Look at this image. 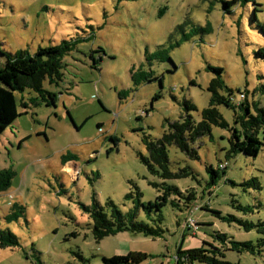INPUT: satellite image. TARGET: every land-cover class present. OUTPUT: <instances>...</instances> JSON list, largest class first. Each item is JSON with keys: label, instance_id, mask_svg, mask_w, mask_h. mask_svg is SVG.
Listing matches in <instances>:
<instances>
[{"label": "rangeland", "instance_id": "374dc122", "mask_svg": "<svg viewBox=\"0 0 264 264\" xmlns=\"http://www.w3.org/2000/svg\"><path fill=\"white\" fill-rule=\"evenodd\" d=\"M255 1L261 12L253 22V2L229 14L219 0H0V49L5 52L34 54L64 40L77 41L65 57L64 79L59 85L44 83L58 94L57 105H36L39 95L30 89L17 92L19 111L25 114L0 139V173H16L11 188L0 192V226L20 239L18 247L0 248V264H103V257L131 251L151 255L145 264H176L179 249L196 244L192 235L183 239L180 226L190 215L170 204L163 208V237L126 231L101 242L85 207L94 206L96 198L109 213L111 199L128 212L137 205V198L130 197L136 186L144 203L156 201L154 184L164 180L142 160L149 156L145 138H161L170 123L188 113L199 122L210 105L215 78L222 77L234 91L235 102L247 90L252 100L251 93L264 86V57L259 54L264 33L257 27L264 24V0ZM208 23L210 32L183 39V31ZM179 42L170 49L174 64L147 60ZM5 64L0 55V69ZM219 68L223 73L215 70ZM151 69L158 79L135 84L133 74L139 77ZM158 93L162 97L155 100ZM256 101L264 107L263 91ZM187 102L197 110L188 111ZM219 109L234 126V111ZM230 135L229 129L214 127L213 139L204 137L193 145L194 157L169 147L171 169L179 173L189 167L196 177L168 183L197 189L199 204L213 202L214 210L191 215L206 223L200 237L207 234L224 250L227 262L264 264V234L246 229L264 223V147L257 158L240 154L228 160ZM226 162V176L210 187L207 168ZM13 211L20 217L7 223L5 217ZM139 220L150 223L143 209ZM218 233L228 235L226 243ZM233 240L260 245L255 254L226 250Z\"/></svg>", "mask_w": 264, "mask_h": 264}, {"label": "trees", "instance_id": "16d2710c", "mask_svg": "<svg viewBox=\"0 0 264 264\" xmlns=\"http://www.w3.org/2000/svg\"><path fill=\"white\" fill-rule=\"evenodd\" d=\"M227 13L233 14L236 6L244 7L250 2L255 4L252 21L258 20L257 12H261L259 5L255 0H219ZM258 29L264 33V24L258 23ZM211 31L210 24L206 27H194L190 32H184L183 39L190 40L191 37L206 34ZM77 41L64 40L59 45H52L46 48H39L34 54L29 51L17 52L16 54L5 52L0 49V55L6 58L5 67L0 69V139L5 131L13 126L16 120L25 114L20 113L16 98L17 92H24L27 89L36 92L39 97L33 100L36 105L45 104L48 107L56 106L58 94L48 91L44 87L46 81L51 84H57L64 79V69L66 67L65 57L71 54L73 47ZM180 46V42L172 45L168 49H161L147 56L150 64L154 60L168 61L173 64V59L170 56V49ZM260 55L264 57V50H260ZM175 66V65H174ZM176 68V67H175ZM221 74L223 69H215ZM135 84L142 82H152L158 77L154 75V71L143 72L139 77L137 74L132 75ZM164 78L160 80L163 81ZM211 92V101L208 108L202 112V118L199 122L195 121L193 116L188 113L182 115L181 119L170 123V129L166 131L159 139L153 140L150 137L145 138L149 156H142V160L147 164L153 174L159 175L164 181L155 183L154 186L158 189L159 195L157 200L148 204L141 200L142 192L136 186V192H132L130 197L137 198L136 206L128 212H123L120 207L111 199L106 203V208H110L107 213L105 207L102 206L95 198L94 206H86L85 209L91 213L93 220V234L97 241L101 242L106 237L117 235L122 232L131 231L140 233L147 237L159 238L163 237L166 230L163 227L164 214L163 208L170 204L173 208L180 212L189 214L190 216L184 223L180 224L184 231L183 239L187 235H192V239L196 244L190 249L184 250L181 247L176 255V264H230L226 261L225 252L218 247L214 241H209L207 234L200 237L201 230L206 223H201L196 220L191 214L200 210L212 211L213 202L209 200L199 204V196L197 189L187 188L185 190L178 186L168 183L170 180L182 179L194 175L191 168H184L179 173L171 169V161L169 158V147L177 146L183 152L190 156H198V153L193 149V145L201 138L210 137L213 139V128L229 129L231 135L229 137V147L226 149V157L228 160L237 155H245L247 157L257 158L262 148L264 141L261 139V134L264 133V107L256 101V97L260 91L264 92V86L256 88L250 99L249 91L241 93V99L235 102L233 99L234 91L231 90L222 79L215 78L209 86ZM158 93L155 100L162 96ZM27 108L29 105L24 103ZM225 106L234 111V126L225 119L220 111V107ZM188 111L197 110L191 103L187 102ZM229 163H222L218 169L210 166V187H215L219 181L226 176V170ZM16 173L12 170H6L0 173V192L7 191L12 186L13 178ZM196 176L194 175V178ZM258 189L262 186L258 179H252ZM13 208H17L15 204ZM141 209L150 220V223L140 221L139 213ZM22 213L24 208L20 207ZM215 212V211H214ZM220 217V212H215ZM19 214L15 211L5 217L7 223H12L19 219ZM223 219H228L224 218ZM194 220L195 224L191 223ZM258 228L259 232L264 234V223L247 224L246 229L250 230ZM199 237V238H198ZM218 239L223 241L229 239L227 234L218 233ZM201 238V239H200ZM264 243V240H263ZM232 246L226 250H235L239 253L257 252L259 244L252 241L248 242H231ZM20 246L19 237L9 229H2L0 226V248H14ZM152 257L151 255L139 251H131L127 255H115L112 257H103V264H145Z\"/></svg>", "mask_w": 264, "mask_h": 264}, {"label": "built area", "instance_id": "2783aa9c", "mask_svg": "<svg viewBox=\"0 0 264 264\" xmlns=\"http://www.w3.org/2000/svg\"><path fill=\"white\" fill-rule=\"evenodd\" d=\"M191 223L194 225L195 224L194 220H191Z\"/></svg>", "mask_w": 264, "mask_h": 264}, {"label": "crops", "instance_id": "0c3cea01", "mask_svg": "<svg viewBox=\"0 0 264 264\" xmlns=\"http://www.w3.org/2000/svg\"><path fill=\"white\" fill-rule=\"evenodd\" d=\"M76 167V166H75ZM191 248V247H190ZM127 255V254H126Z\"/></svg>", "mask_w": 264, "mask_h": 264}]
</instances>
